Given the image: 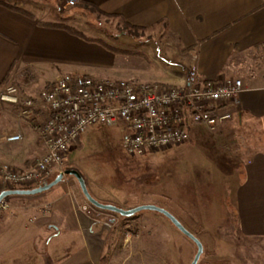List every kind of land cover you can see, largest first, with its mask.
<instances>
[{"label":"rangeland","instance_id":"obj_1","mask_svg":"<svg viewBox=\"0 0 264 264\" xmlns=\"http://www.w3.org/2000/svg\"><path fill=\"white\" fill-rule=\"evenodd\" d=\"M65 10L67 12L64 11L63 14L68 13L74 19L71 26L82 29L87 36L100 38L127 51L117 52L103 44L67 33L81 47H66L65 61L56 66L59 67L60 74L75 66L77 68L70 71L82 70L101 78H126L153 83L169 81L177 71L183 72L187 66L172 35L153 30L130 35L117 17L108 18L87 13L82 18L74 13V8ZM69 56L74 59L68 58ZM54 67V64L49 63L36 65L33 80L15 82L23 91L36 93L46 80L58 76ZM13 125V120L0 112V133L3 128ZM189 129L191 140L186 143L160 152L132 155L123 146V125L88 127L80 140L69 146L65 170L76 169L84 178L90 194L101 203L122 208L155 204L171 212L202 243L203 252L197 264H243L247 260L245 254L235 258L234 247L228 238H236L240 247L246 240L240 233H236V222L234 226L230 224L231 219L236 221L234 209L224 206L227 201L223 202L228 195L227 187L224 186L228 178L224 177V172L237 160L235 150L238 146L235 142L222 144L223 140L218 131L210 130L207 126L194 124ZM25 131L26 134L30 133L28 146L33 153L35 149L32 145L41 146L42 143L30 129L25 128ZM19 144L0 143V150H18ZM66 179H70L72 183H66ZM73 185L81 199L95 207L82 193L77 179L70 174L43 192L13 194L5 198L15 210L20 209L21 201L33 202L30 208L32 212L29 213L31 216L39 206L44 203L53 204L58 196L66 193L68 189L72 190ZM6 212L9 213V210ZM16 215L20 217L16 225H13L16 240L10 239L9 244L8 234L1 237L0 264H39L37 262L40 256L36 257V250L40 255L48 250L50 253L54 252L56 258H64L71 250L87 246L84 238L71 239L66 233L64 236H52L51 231L29 224V220L25 221L26 218L18 211ZM114 215L123 219L117 212ZM131 217L139 218L132 220L127 226L121 221L109 223L112 234H107L110 237L106 238L107 257L111 251L124 245L123 240L119 239L129 232L132 236L129 244L143 249L144 264L192 263L197 251L195 242L164 214L146 209ZM13 230L11 234L15 233ZM249 244L252 248L250 252L247 251V257H255L256 263L260 261L259 258L264 262V244L259 241H250ZM234 246L239 247L236 243ZM153 250L158 255H150ZM124 255L115 257V264L122 262ZM136 259L127 258L122 264H136Z\"/></svg>","mask_w":264,"mask_h":264},{"label":"crops","instance_id":"obj_2","mask_svg":"<svg viewBox=\"0 0 264 264\" xmlns=\"http://www.w3.org/2000/svg\"><path fill=\"white\" fill-rule=\"evenodd\" d=\"M5 1L16 8L0 3V88L12 78L18 81L26 79L27 82V79L33 80L34 67L43 63L54 64V71L57 69L60 74L56 66L65 61L66 47L73 45L79 49L81 45L73 41L68 31L42 23L71 25L74 19L68 13L63 14L65 9L74 8V13L82 18L87 15L84 9L68 5V0ZM83 1L106 13L119 15L132 25H156L153 31L175 37L187 66L183 72L177 71L169 81L160 82L182 83L191 67H195L203 79L240 78L243 81L242 91L229 103L233 119L214 130L218 131L222 144L235 142L238 146L235 150L237 160L224 172V177L228 178L224 183L228 195L223 202L227 201L229 204L224 206L234 209L236 225L242 236L264 238V0ZM76 68L72 66L70 70ZM31 89L34 90L33 87ZM29 135L27 133L25 140L18 142V150H0V159L16 168L28 165L43 151L39 144H35L32 145L35 152H31ZM58 174L54 173L48 181ZM66 183L71 184L72 181L66 179ZM12 187L0 180V192ZM73 187L50 204L51 211L47 215L42 214L41 205L29 216L33 202L28 201H21L20 209L11 208L9 213L0 210V239L8 234L9 244L10 239L16 240L13 225L20 219L16 215L18 211L26 218L25 221L29 220V224L51 231L52 236H64L66 233L71 239L78 237L86 241L87 246L71 250L64 258H56L53 251H43L44 255H40L36 250V257L40 256L39 264H115V257L120 258L127 250L124 260L136 257V264H144L143 249L129 244L132 240L129 232L119 239L125 246L111 251L109 257L105 247L106 238L112 234L110 222L121 221L127 226L139 217L120 215L123 216L121 219L114 215V211L93 207L81 199L75 185ZM84 203L89 205V212L79 208ZM12 230L14 234H11ZM149 254L158 255L155 250Z\"/></svg>","mask_w":264,"mask_h":264},{"label":"built area","instance_id":"obj_3","mask_svg":"<svg viewBox=\"0 0 264 264\" xmlns=\"http://www.w3.org/2000/svg\"><path fill=\"white\" fill-rule=\"evenodd\" d=\"M75 0H68L74 5ZM10 79L0 88V112L14 125L0 133L1 143L23 141L25 128L41 141L43 151L16 168L0 159V180L9 186L33 188L65 171L69 146L88 127L123 125V146L132 155L160 152L191 140L194 124L216 130L233 119L229 103L243 89L240 78L203 79L188 69L182 83L101 78L75 70L59 74L36 93L25 92ZM89 212L87 203L79 206ZM4 198L0 210H10ZM42 214L51 211L44 203Z\"/></svg>","mask_w":264,"mask_h":264},{"label":"water","instance_id":"obj_4","mask_svg":"<svg viewBox=\"0 0 264 264\" xmlns=\"http://www.w3.org/2000/svg\"><path fill=\"white\" fill-rule=\"evenodd\" d=\"M73 175L80 186V189L82 191V193L84 194V196L86 197V199L95 207L101 208V209H106V210H110V211H114L117 212L123 216H131L133 214H135L138 211L141 210H156L161 212L162 214H164L167 218L170 219V221L177 226L185 235H187L188 237H190L196 244L197 246V251L195 254V257L192 261L191 264H197L200 255L203 252V245L200 242V240L194 236V234H192L190 231H188L184 225L176 218L175 215H173L171 212H169L168 210L159 207L155 204H142V205H138L136 207H132V208H122L119 207L117 205L114 204H105V203H101L100 201H98L97 199H95L89 192L86 182L84 180V178L82 177V175L76 170V169H66L63 172H60L53 180L48 181L45 184L39 185L37 187H33V188H9V189H4L0 192V201L2 199H4L5 197L9 196V195H13V194H36V193H40L43 192L45 190L50 189L51 187H53L54 185H56L57 183H59L60 181L63 180L65 175Z\"/></svg>","mask_w":264,"mask_h":264},{"label":"trees","instance_id":"obj_5","mask_svg":"<svg viewBox=\"0 0 264 264\" xmlns=\"http://www.w3.org/2000/svg\"><path fill=\"white\" fill-rule=\"evenodd\" d=\"M0 3L4 4L6 6L12 7V8H16L15 6L10 5L5 0H0ZM74 5L84 9V11L86 13H96L98 16H105V17H108V18L117 17L119 19V22L128 31V33L130 35H132V34L136 35L138 32H144V31H147V30H153V28L156 27V25H152L150 27H139V26L132 25V24L128 23L123 17H121L119 15L110 14V13H106L104 11H101L96 6H94L91 3H88L87 1L75 0ZM42 24L43 25H48V26L60 27V28H62L64 30L68 31L69 33L74 34V35H76V36H78V37H80L82 39H85V40H88V41H94V42H97L99 44H103L105 47H108L109 49L117 51V52L127 51V50H121L120 48H116V47L108 44L107 42H105L104 40H102L100 38L87 36L83 31H81L78 28H76L74 26H71V25L57 24V23H48V22H43ZM128 52H130V51H128ZM12 188H17V187L13 186ZM232 215H233V213H232ZM234 215H235V213H234ZM235 222H236L235 219H231L230 220V224H233V226L235 225ZM236 233L237 234L239 233L238 228L236 229ZM242 237L244 238V240H246L244 245H242V247H240L238 245L239 242L233 236L232 237L230 236V238H228V240L231 242V245L234 247L233 256L236 258V257L242 256L243 253H244L245 257L247 258V260L244 261L243 264H246V263H249V264H264L263 260L260 259V258L258 259V261L260 260V261H262V263L260 261L258 263H256L255 260H257V259L255 257L252 258L253 256H251L250 259L247 257V251L250 252V249L252 248V246L249 244L250 241H259V242L264 244V238H260V237H249V238H246L244 236H242ZM235 243L237 244V246H239V247H237L238 250H236L237 248H236V246H234ZM260 252H261V250H260Z\"/></svg>","mask_w":264,"mask_h":264}]
</instances>
